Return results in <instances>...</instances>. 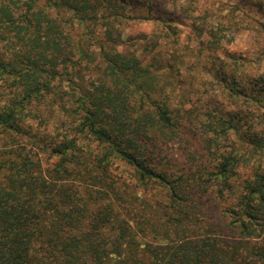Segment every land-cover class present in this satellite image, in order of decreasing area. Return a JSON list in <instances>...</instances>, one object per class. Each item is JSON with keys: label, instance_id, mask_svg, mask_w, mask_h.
Wrapping results in <instances>:
<instances>
[{"label": "trees", "instance_id": "obj_1", "mask_svg": "<svg viewBox=\"0 0 264 264\" xmlns=\"http://www.w3.org/2000/svg\"><path fill=\"white\" fill-rule=\"evenodd\" d=\"M141 1L0 0V264H264V59L174 115L114 35Z\"/></svg>", "mask_w": 264, "mask_h": 264}, {"label": "rangeland", "instance_id": "obj_2", "mask_svg": "<svg viewBox=\"0 0 264 264\" xmlns=\"http://www.w3.org/2000/svg\"><path fill=\"white\" fill-rule=\"evenodd\" d=\"M141 2L140 8L125 5L117 9L114 35L123 53L147 61L155 54L153 67H174L168 70L172 77L166 85V103L172 113L185 114V108L195 105L205 109L207 103L231 107L232 99L226 97L224 87L228 82L220 72L227 68L224 64L229 57L239 53L245 54L254 68L262 64L264 0H162L152 9L150 0ZM74 23L77 32L86 31L78 20ZM193 24L199 28L196 32ZM94 30L103 34L97 27ZM203 30L209 34L201 37ZM213 43L223 49L205 50L202 46ZM95 45L88 46L98 53ZM191 85L198 89L195 94L188 88Z\"/></svg>", "mask_w": 264, "mask_h": 264}]
</instances>
